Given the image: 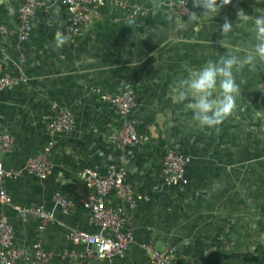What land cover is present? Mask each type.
<instances>
[{
  "label": "crops",
  "instance_id": "crops-1",
  "mask_svg": "<svg viewBox=\"0 0 264 264\" xmlns=\"http://www.w3.org/2000/svg\"><path fill=\"white\" fill-rule=\"evenodd\" d=\"M19 1L0 0L6 29L0 32V73L25 79L0 91V127L13 138L11 150L0 153L11 171L0 183L8 199L0 203V217L12 227L15 246L39 249L46 264H154L150 249L166 248L183 264H264V61L236 71L241 95L218 127L198 126L187 102L171 94L187 69L230 52L250 53L248 28L222 37L220 26L225 18L235 25L239 9L264 12V0H230L213 18L197 0H185L188 16L172 12L174 0H124L122 6L98 7L77 35L67 30L59 0H38L24 40L17 34ZM193 20L201 25L198 33L191 30ZM125 81L134 84L131 116L147 140L115 149L108 134L119 127V114L94 90L115 94ZM54 103L71 110L69 131L48 127ZM168 151L189 158L185 185L163 182ZM40 153L50 164L43 177L25 169L26 160ZM109 164L124 167L133 191L149 196L132 208L122 204L133 241L124 258L110 261L69 237L71 231L99 230L82 206L90 188L80 169L103 172ZM55 191L74 208L57 205ZM15 207L40 208L53 218L42 224Z\"/></svg>",
  "mask_w": 264,
  "mask_h": 264
},
{
  "label": "built area",
  "instance_id": "built-area-1",
  "mask_svg": "<svg viewBox=\"0 0 264 264\" xmlns=\"http://www.w3.org/2000/svg\"><path fill=\"white\" fill-rule=\"evenodd\" d=\"M67 13V30L72 35L80 33L87 26L92 15L98 7L106 4L122 6L124 0H59ZM39 6L38 0H20L17 6L18 26L17 34L21 40L28 37L32 29V17ZM171 10L179 16H188L191 11L185 0H174ZM0 32L6 29L0 25ZM5 60V57H1ZM25 79L15 76L6 70L0 73V91L11 89L23 84ZM102 101L112 105L118 112L119 127L109 132L108 141L115 149H124L127 146L141 144L147 136L137 133L131 110L135 104V89L131 81H125L121 90L115 94L94 90ZM54 112L48 127L52 131H69L73 126L71 110L61 104H53ZM13 138L0 127V153L9 152L12 148ZM187 156L168 151L162 160L161 176L168 186H182L188 182L186 167ZM50 164L45 153L29 157L25 169L37 176H45L49 172ZM11 171H5L0 161V183L4 176H10ZM80 180L90 188L85 195L82 206L90 213L91 221L99 227L97 232L71 231L69 237L74 243L83 242L94 248L99 259H121L133 241L131 231L126 226L122 204L135 207L138 203L149 201L146 194L135 193L127 180V171L122 166L107 165L103 172L97 168L84 167L80 169ZM53 200L62 209L74 208V202L60 191L53 193ZM113 200L117 202H113ZM8 199L0 189V203H7ZM22 217L26 215L37 216L42 224L52 220V213L40 208L15 207ZM150 257L154 264H183L174 255L172 248L163 250L150 249ZM0 264H46L45 255L35 249L29 251L17 247L13 241L12 227L0 217Z\"/></svg>",
  "mask_w": 264,
  "mask_h": 264
},
{
  "label": "clouds",
  "instance_id": "clouds-1",
  "mask_svg": "<svg viewBox=\"0 0 264 264\" xmlns=\"http://www.w3.org/2000/svg\"><path fill=\"white\" fill-rule=\"evenodd\" d=\"M229 3L230 0H197L203 13L212 18L218 14L222 5ZM236 21L233 25L225 18L220 26L222 37H227L236 27L248 28L253 39L250 53L241 56L230 52L216 60H208L197 69H187L186 77L171 86L174 100L187 102L186 107L191 111L193 121L200 127H218L234 113L241 95L236 71L245 66L253 68L257 61H264V12L250 15L239 9ZM177 22L180 23L179 20ZM190 24L192 32L200 31V23L193 20Z\"/></svg>",
  "mask_w": 264,
  "mask_h": 264
}]
</instances>
